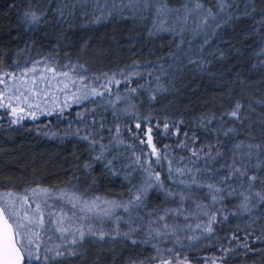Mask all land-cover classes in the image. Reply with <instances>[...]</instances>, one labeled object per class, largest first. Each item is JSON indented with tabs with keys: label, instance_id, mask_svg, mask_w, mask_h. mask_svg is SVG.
I'll list each match as a JSON object with an SVG mask.
<instances>
[{
	"label": "trees",
	"instance_id": "16d2710c",
	"mask_svg": "<svg viewBox=\"0 0 264 264\" xmlns=\"http://www.w3.org/2000/svg\"><path fill=\"white\" fill-rule=\"evenodd\" d=\"M126 2L117 0V3ZM196 2L161 0V4H150L146 11L124 8L120 13L109 15L106 12L100 22H93L94 0L86 4L79 0H0V76L4 73L18 76L34 62L41 61L38 68L47 63L70 75L83 74L88 77L87 83H103L104 74H115L116 80L121 81L118 86L109 85L112 94L105 93L100 104H77L73 97L65 96L67 90L60 88L56 103H46L38 112H32L37 119L26 118L13 124L0 109V194L20 195L27 189L41 187L74 191L88 198L100 196L125 202L129 199V189L140 183V173L126 180L124 171L113 175L103 163L95 162L91 146L80 139L87 130L79 114H84L91 129L98 133L97 139L102 135V142L106 144L111 135L109 129L114 131L119 124L121 138L135 144L137 152L147 148L139 139L146 140L147 128L152 127L156 146L163 149L169 145L177 161L184 157L179 165L182 167L191 166L188 158L195 159L187 149L176 147L178 140L186 139L184 133L189 137L196 133L199 137L193 146L196 148L221 141L217 147L229 156L234 142L264 145V0H198L203 6L198 10L201 18L211 11L217 15L221 26L217 28L216 21H210L203 32L197 29V34L191 31L182 34L186 41L192 42L182 45L183 52H188L196 61L189 63V57L176 48L180 41L176 34L180 31L179 24L172 20L165 24L175 32L155 30L154 22L158 20L155 6L179 9V13L170 14L174 19L178 14L184 15L185 5L195 9ZM25 12H35L41 17L40 21L26 23ZM194 14L197 13L189 15L190 27L196 25L192 22ZM64 65L74 66L75 73L73 67L65 68ZM122 70L130 80L120 75ZM132 72L137 75L132 77ZM34 75L30 73L21 80L32 79ZM98 76L99 82L96 81ZM9 79L4 76L5 81ZM5 87V83H0V88ZM69 87L76 90L72 85ZM133 87L137 89L135 95L130 92ZM158 88L165 91H157ZM152 95L155 100L150 98ZM117 96L130 97L136 116L141 118L140 129L135 127L134 117L122 114L121 110L127 106L123 100L116 104L119 118L113 116L111 104ZM96 99L99 101L100 97ZM237 102L241 105L242 119L239 121L225 115ZM210 117L216 120L209 127L218 125L223 118L224 128H235L236 134L225 137L206 131L201 127V120ZM165 121L170 125L169 132L175 133L178 128V134L165 135ZM78 129L81 131L77 134ZM126 154L130 156L131 149ZM223 162L218 158L205 165V159L201 158L197 164L206 170L201 173L194 170L193 174L198 177L211 175ZM85 164L91 167L85 169ZM157 170L161 173L163 189H149L143 206L130 209L131 217L122 208L116 210V215L123 218L119 222L121 232L129 231L124 221H129L133 227L142 226L141 231L134 234L140 241L150 219H156L166 210L178 209L177 214L166 217L167 223L175 229L174 234L154 241L166 259L175 261L178 255H185L189 264H194L195 255L213 254L215 264H264V205L256 209L261 218L249 227L251 222L247 216L232 215L237 211V198L213 204L207 188L193 185L187 189L170 180L167 162ZM258 174L264 178V170ZM259 187L258 183L256 190ZM180 189L187 197L183 202L178 195H167L169 191L176 193ZM213 209H219L217 222L208 233L203 231L208 223V216L203 213L211 214ZM224 216L228 219L224 220ZM116 227L117 222L113 220L101 226L107 232ZM189 236L195 238L189 240ZM75 247L80 249L79 255H66L51 264H130L133 260L137 264L140 261L159 264L158 260L151 259L156 254L152 244L133 245L123 236L115 240L106 237L104 241L89 237L83 245ZM168 248L172 252H167Z\"/></svg>",
	"mask_w": 264,
	"mask_h": 264
},
{
	"label": "snow or ice",
	"instance_id": "6c2138e0",
	"mask_svg": "<svg viewBox=\"0 0 264 264\" xmlns=\"http://www.w3.org/2000/svg\"><path fill=\"white\" fill-rule=\"evenodd\" d=\"M82 3H88L89 0H79ZM95 8L93 9L94 20L93 22H100L105 18L104 13L109 15L114 13H120L124 8H129L134 12L141 11V5L143 10H147L148 6L152 3L161 4V0H127L126 3H117V0H94ZM110 5V6H109ZM197 0L195 9H189L187 5L184 7V15H176L174 21L175 24L180 25V31L176 33L180 36V41L177 43L176 48L178 52H183L182 45L187 42L191 45V41H186L183 33L191 31L197 34V29L203 32L210 21H216L215 27L221 26L220 20L217 19V15H213L211 11L203 16L195 25L190 27L188 25L189 15L192 12L199 14L198 10L202 8ZM223 11V6H221ZM172 12L179 13V9H171L161 5L155 10V14L159 19V23L154 22V28L159 31H173L172 27H166L168 23V17ZM61 14H63L61 12ZM41 17L35 12H25L24 20L28 24H36L40 21ZM223 19V17H220ZM207 43V40H205ZM203 50V49H201ZM184 56H188L189 63H196L189 56L188 52H183ZM179 59V57H177ZM41 61L33 63L31 68L24 69L18 76L16 74L4 73L0 76V83H6L4 76H8L10 79L15 80L17 83L13 85L15 91L19 93L20 97H24L27 101L28 96L25 92H31L35 87L37 91H42L38 82H43L46 87H51L52 81L57 77H63L64 80L58 81L63 84V90L71 92L73 101L77 104L81 102H93L100 104L107 93L111 96V88L109 85L115 83L117 86L121 81L116 80L115 74L109 76L104 74L105 80L103 83H87L88 77L83 74L70 75L68 71H60L55 66L44 63L43 68L38 69ZM65 68L73 67V73H75L74 66L64 65ZM36 74L32 77L31 81L21 80V77H28L29 74ZM51 73V77L46 75ZM121 76H125L126 80H130V77L123 70L120 73ZM137 73L132 72L131 76H136ZM151 75V73H149ZM96 81H100V77H96ZM72 85L76 88V91H72L69 87ZM7 86V85H6ZM157 91H165L163 88H158ZM131 94L135 95L137 89L135 87L130 89ZM100 97L98 101L96 98ZM155 100V95L150 97ZM11 98L9 97V100ZM121 100L125 101L127 106L121 111L125 116L135 118V127L141 128V118L136 116L135 105L131 102L129 96L116 97L115 103L111 104L113 109V116L119 118L116 104ZM87 106V105H85ZM13 114L16 113V108H12ZM232 120H241V105L239 102L235 104L230 112L225 113ZM78 118L83 122L84 129L87 130V134L80 136V139L87 141L91 146V150L95 155L92 159L95 162L103 163L104 167L108 169L113 175L118 174L120 171L125 172V179L134 176L135 173H140V183L133 184L129 189L130 197L125 202L116 199H106L100 196L88 198L82 194H77L72 191H65L61 189L59 193H55L48 188H31L27 189L24 194H14L7 192L0 194V264H51L53 261H58L67 256L79 255L80 249L75 247L76 245H83L85 240L89 237H93L96 240L104 241L106 237L115 240L119 236H123L124 239L130 240L133 245L137 243L152 244L156 249V254L151 257L152 260H158L159 264H175L171 258H165L162 254L163 250L157 247L154 241H160L161 238H166L174 234L175 229L172 228L166 220L167 215H175L179 211L166 210L165 213L160 214L156 219H150L148 228L145 231L144 238L138 241L134 234H138L141 231L142 226L133 227L129 221H124L129 225V231L121 232L119 230V222L123 219L117 216L116 209H123L125 213L131 217L130 209H139L144 204V197L147 195L148 190L159 187L164 188V183L161 179V173L158 168H163L165 162L168 165V178L175 183L183 185L184 188L191 189L193 185L200 188H207L213 204L223 201L227 198H237L238 203L235 205L237 211L232 212L233 216H247L248 220L252 224H255L258 218H261V213L256 211L260 206L264 205V178L258 173L264 170V145L254 144L251 142L239 141L234 142L232 149H230V156L224 152H221L217 145L222 144L217 140L215 143H209L207 147L196 148V142L199 137L196 133H193L191 137L188 133H184L185 140H178L176 147L181 149H187L191 153L190 167L179 166L184 161V157L180 158V161L176 160L173 156L172 149L169 145H165L163 149L158 148L153 142L152 127H148L146 131L147 139L140 138L139 143L141 145L147 144V148H140L139 152L136 150L135 144L126 143L121 138V127L116 125L115 130L111 128L109 132V142L103 143V137L97 139L98 133L91 129L88 121L85 119L84 114H79ZM18 119H22L19 117ZM148 119V118H145ZM215 117H210L201 120V127L208 132H215L217 134L228 137L229 135H235L237 130L232 127L224 128V120L220 118L218 125H213ZM18 120H13L12 123H17ZM96 123L95 118L92 121ZM181 123H183L181 121ZM103 128L104 124H100ZM169 123L165 121L163 129L165 135L178 134L179 129L175 133L169 132ZM81 130H77V134ZM123 148L124 151H120ZM98 149V150H97ZM131 149V155H127V151ZM150 149V151H149ZM247 149V150H245ZM214 153V154H213ZM201 158L205 159V165L208 162L222 159L220 169L213 170L211 175L200 176L193 174L201 173L206 169H201L197 161ZM230 161V162H229ZM254 161V162H253ZM85 169L91 167L90 164H85ZM254 170V171H250ZM180 178V179H178ZM186 178V179H185ZM209 181L204 183L203 181ZM191 181V183H189ZM259 183V190L257 184ZM168 196L178 195L181 202L186 199V195L183 189L178 190L176 193L169 191ZM59 201L60 205H54L49 201ZM67 204L70 207L65 208L63 205ZM203 207V205H198ZM58 208V210H53ZM219 209H213L211 214L204 212L203 214L208 216L207 226L203 229L208 233L212 232V225L217 222V213ZM47 216V219L45 218ZM105 219H111L117 222V227L111 232L105 230L96 229L93 227L95 222L103 223ZM143 219V217H141ZM228 216H224V220H227ZM197 225V228H200ZM195 237L189 236L188 239L192 240ZM235 238V237H234ZM247 239V237H246ZM53 241H58L53 243ZM245 247L248 245L245 244ZM251 250V249H249ZM172 252L171 248L166 250ZM130 264H137L136 261H130ZM139 264H143L140 261ZM183 264V262H181ZM215 264V261H213Z\"/></svg>",
	"mask_w": 264,
	"mask_h": 264
},
{
	"label": "rangeland",
	"instance_id": "374dc122",
	"mask_svg": "<svg viewBox=\"0 0 264 264\" xmlns=\"http://www.w3.org/2000/svg\"><path fill=\"white\" fill-rule=\"evenodd\" d=\"M141 8H143V5H141ZM156 8L157 7L155 6V10ZM200 19H201V16L199 14H194L192 18V22L197 23ZM168 20L174 21L172 16H169ZM157 23H159V19L157 20ZM49 77H51V75H49ZM9 80L10 81H5L6 82L5 86L7 85L6 86L7 88L6 87L0 88V109L3 110L4 115L7 116L9 118V121H11L12 123L13 120H18V122H21L23 119H26V118L37 119V116L31 115L32 112H38V110H40L46 103H52V102L56 103L57 102V92H59L60 88H63V84L58 83V81L64 80V78L57 77L56 79H54L52 81V85L50 88L46 87L43 82H38L39 87L40 89H42V91H37V89L33 87L31 92H25V95L28 96L27 101H25L24 97H20L19 99H17V97L19 96V93H17L13 87V85H15L17 82L12 79H9ZM27 80L31 81V78ZM65 96L72 97L71 92L67 91ZM9 97L11 98L10 100H9ZM13 107L16 108L15 114H13L12 112ZM19 117H22V119H18ZM54 192L59 193V191H54ZM49 203H52L54 205L60 204L59 201H52V200H50ZM63 206L65 208L70 207L67 204H64ZM53 210L54 211L58 210V208H54ZM45 218L47 219V216H45ZM107 220H111V219H105L103 223L95 222L93 224V227H95L96 229H101V226H103ZM55 242H58V241H53V243ZM187 260L188 258L185 255L184 256L178 255L175 258L174 262L175 264H181V262H183V264H189L190 262H188ZM193 261H195L194 264H213L214 255L212 254L210 256H204V257H202V255L201 256L195 255L193 257Z\"/></svg>",
	"mask_w": 264,
	"mask_h": 264
}]
</instances>
